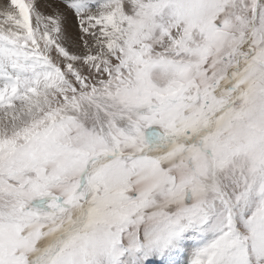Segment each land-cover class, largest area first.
<instances>
[{
  "label": "snow or ice",
  "instance_id": "snow-or-ice-1",
  "mask_svg": "<svg viewBox=\"0 0 264 264\" xmlns=\"http://www.w3.org/2000/svg\"><path fill=\"white\" fill-rule=\"evenodd\" d=\"M0 264H264V0H0Z\"/></svg>",
  "mask_w": 264,
  "mask_h": 264
}]
</instances>
